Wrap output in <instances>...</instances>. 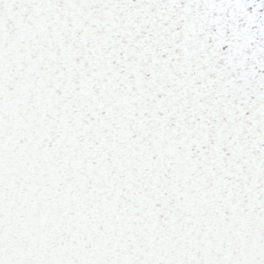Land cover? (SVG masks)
I'll return each mask as SVG.
<instances>
[{
  "label": "snow or ice",
  "instance_id": "6c2138e0",
  "mask_svg": "<svg viewBox=\"0 0 264 264\" xmlns=\"http://www.w3.org/2000/svg\"><path fill=\"white\" fill-rule=\"evenodd\" d=\"M0 264H264V0H0Z\"/></svg>",
  "mask_w": 264,
  "mask_h": 264
}]
</instances>
